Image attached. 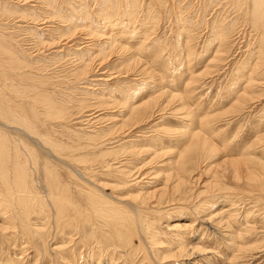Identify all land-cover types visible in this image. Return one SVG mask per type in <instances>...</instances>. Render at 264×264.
<instances>
[{
  "label": "rangeland",
  "instance_id": "rangeland-1",
  "mask_svg": "<svg viewBox=\"0 0 264 264\" xmlns=\"http://www.w3.org/2000/svg\"><path fill=\"white\" fill-rule=\"evenodd\" d=\"M54 1L92 35L57 40L69 24L42 0H0V67L10 47L23 62L1 92L36 111L51 141L10 128L33 148L23 190L41 229H0V264H264V31L246 22L252 0Z\"/></svg>",
  "mask_w": 264,
  "mask_h": 264
},
{
  "label": "bare ground",
  "instance_id": "bare-ground-1",
  "mask_svg": "<svg viewBox=\"0 0 264 264\" xmlns=\"http://www.w3.org/2000/svg\"><path fill=\"white\" fill-rule=\"evenodd\" d=\"M22 1H26V0H22ZM44 3V6H46L48 9H51L52 11L48 14H50L51 16H55L56 18H58L59 15H61L62 17V21H65L67 24V28L66 30H62L61 34H58L57 36V40L59 38H61L64 35H69V34H74L73 32L77 29H81L84 32H88L92 35V31H87V26H82L84 22V25L86 24V20H81V19H77L73 17L71 14V16L65 12L64 13H60L59 11L57 12V14H55L54 12H56L55 8V3L56 1L54 0H42ZM137 0H133V3H135ZM236 0H217L216 5L220 4H237L235 2ZM173 2V1H172ZM221 2V3H220ZM241 2V0H240ZM84 5L86 4L85 0L83 1ZM207 6H209L211 4V6L214 5L213 2H206ZM243 4V3H242ZM36 5V4H35ZM219 5V6H220ZM81 6V5H79ZM102 6V5H101ZM207 6H204V10L207 9ZM239 6V4H238ZM244 6V5H243ZM3 7V6H2ZM82 8L79 10H82L83 12V5L81 6ZM218 7V6H217ZM57 8V7H56ZM87 8H85L86 10ZM251 9V10H250ZM248 9V6L246 5V7L244 8V12L245 13V18H246V22H249L252 26H254V28H260L261 31H264V0H252L251 3V8ZM3 10V9H2ZM79 10H77V12H79ZM84 10V11H85ZM71 12V11H70ZM69 12V13H70ZM58 13H60L58 15ZM87 13V12H86ZM80 15L79 18H81V13H79ZM243 14V13H242ZM41 15V14H40ZM89 15V13H88ZM247 15H249L250 17H248ZM252 15V16H251ZM48 15H46L47 17ZM86 19L87 16L85 15ZM83 18V17H82ZM104 18V17H102ZM34 19H36L34 17ZM237 19V18H236ZM43 20V19H40ZM79 22V23H78ZM44 23V22H43ZM82 23V24H81ZM256 24V25H254ZM100 25V24H99ZM229 26V25H228ZM233 28V27H232ZM233 32H235V30H231V34H233ZM241 32V31H240ZM52 34V33H51ZM71 34V35H72ZM240 36V35H239ZM70 37V36H69ZM86 37V36H85ZM54 39V38H53ZM56 39V38H55ZM65 39V38H64ZM51 40V39H50ZM74 40V39H72ZM89 41V40H88ZM229 35L228 36H224V38H222L221 40V44L223 45L224 48H222V51L225 52V48L226 46H229L230 49L226 50L230 51L231 48L234 46L232 43L229 42ZM68 42V41H67ZM260 42V40H259ZM264 42V41H263ZM41 44L42 42H37V44ZM43 44V43H42ZM67 44V43H66ZM36 45V44H35ZM71 45V44H70ZM237 45V43H236ZM51 46V45H50ZM258 46V45H257ZM42 47V46H41ZM44 47V46H43ZM235 47V46H234ZM240 48V46H239ZM258 49V48H257ZM260 49V47H259ZM10 52L13 53L10 54L8 53L7 55V59H8V66H6L7 68H5L3 65L0 67V80L5 83L4 81H6L9 77H13L14 73L17 69L22 67V63L19 64V62L16 60H14L15 56L14 54L16 53V55L18 56V51L16 50V48L14 49V47H10ZM261 50V49H260ZM2 51V48H0V52ZM3 52V51H2ZM6 52V51H5ZM225 52V53H226ZM249 52V51H248ZM264 52V51H263ZM261 51V53H263ZM250 53V52H249ZM20 54V53H19ZM217 53L216 56L214 57L215 61H222L221 55ZM229 54V53H228ZM227 54V55H228ZM259 54V53H256ZM250 55V54H249ZM248 55V56H249ZM4 60V59H2ZM19 60V59H18ZM2 62V61H0ZM261 58H257V62L255 63V68H261L264 64V62H262ZM99 63V61H98ZM1 64V63H0ZM6 64V63H5ZM252 64V63H251ZM24 65V64H23ZM84 65H87V63H85ZM93 65V64H92ZM98 65V64H97ZM247 65V64H246ZM252 67V65H251ZM15 68L14 73H12V69ZM27 68V67H26ZM241 68V67H240ZM22 69V68H21ZM94 69V68H93ZM253 69V70H254ZM20 70V69H19ZM18 71V70H17ZM21 71L17 72L20 73ZM242 72V71H241ZM16 73V74H17ZM255 82V81H254ZM6 83H11L10 81L7 80ZM9 86V85H8ZM18 86V85H17ZM14 87V86H13ZM11 88V87H10ZM16 89V88H15ZM1 90H3L0 87V204L1 202L5 201L7 203H5V205H3V208H7L8 205V212L6 213L5 211H1V213H3L4 215V221L0 220V229L2 228H17L19 224H22V222L25 224H28V230L31 231L30 229H32L31 227H33V229L36 228V222L34 220V222H30V215L29 213H31V209L28 208L30 205H33L34 203L31 202V199L29 198V196H26V192L23 190L25 188L30 189L34 180H32V173L33 171H31L30 169H32L31 167H29V165H33L34 163V159L33 156H31V152H32V147H29L28 144H26V141L23 139V137H21V133H25V135L28 138H35L37 137L38 139L41 140L40 143H42V145L46 146L45 144L50 143V138H46V135H48V133H46L45 136H42L41 134H39V129L37 128L36 124H35V120H31L33 117H35V112L36 111H32L31 112V117H28L22 113H19V111L21 112V109H19L18 111V107H22L23 102L21 103V105L18 103L17 99H14L12 97L8 98L7 96H3ZM14 92V89H12ZM24 90V91H23ZM29 90V89H28ZM28 90L25 88H22V96L23 94L24 97H27L26 94L28 93ZM31 90V89H30ZM29 90V91H30ZM245 92V91H244ZM33 95V94H31ZM30 95V96H31ZM38 98V97H37ZM35 99V98H34ZM39 99V98H38ZM37 99V100H38ZM42 99V98H41ZM40 99V100H41ZM28 102H26V105L29 103L30 99H27ZM43 101H45V99H42ZM41 100V101H42ZM33 101V100H32ZM36 101V100H35ZM48 101V99L46 100ZM40 102V101H39ZM32 103V102H31ZM38 103V102H37ZM35 103V104H37ZM45 103V102H44ZM47 106H48V102ZM34 104V102H33ZM42 104V103H41ZM46 105V104H45ZM98 105V104H97ZM52 106V105H51ZM48 106V107H51ZM45 108V107H42ZM46 109V108H45ZM139 107H132L131 110L135 112H137V114H139L140 112L138 111ZM60 112L63 110V108L58 109ZM51 111H55L51 110ZM45 112V111H44ZM42 112V113H44ZM49 112L47 110V113L44 114L47 115ZM52 113V112H51ZM56 112H54L55 114ZM62 113V112H61ZM37 114V113H36ZM39 114V112H38ZM37 114V115H38ZM58 114V112H57ZM94 114V113H93ZM93 114H88V116H90V120L94 119L95 117L93 116ZM36 115V116H37ZM43 115V114H42ZM53 115V114H52ZM62 115V114H61ZM61 115H59L60 117H62ZM87 116V114H86ZM93 116V117H91ZM46 117V116H45ZM44 117V118H45ZM51 117V116H50ZM55 117V115H54ZM57 117V116H56ZM58 117V118H60ZM97 117V116H96ZM63 118V117H62ZM49 119V118H48ZM52 119V118H50ZM97 121V120H96ZM12 127H15V129L17 128V130L21 131L20 134L17 133V131H12L11 129ZM38 141V140H37ZM59 150V149H58ZM245 159V158H244ZM251 162V160H246V164ZM260 165H262V167H264V163H260ZM30 172H32L30 174ZM31 191V190H30ZM29 191V192H30ZM28 192V193H29ZM32 192V191H31ZM21 194V195H20ZM28 195V194H27ZM31 196V195H30ZM33 198V196H31ZM34 199L37 200V198L35 197ZM32 207V206H31ZM97 207V206H96ZM59 208V207H58ZM3 210V209H2ZM59 212V210H58ZM99 212V211H98ZM97 212V213H98ZM101 213V212H100ZM39 215V214H38ZM36 216V215H35ZM32 217V216H31ZM21 218V219H20ZM40 218V217H39ZM126 218V217H125ZM21 220V221H20ZM2 221V222H1ZM25 224V225H26ZM22 228V227H21ZM32 229V230H33ZM37 230H40L41 228H36ZM34 231V230H33ZM32 231V232H33ZM38 233V231H37ZM32 234V233H31ZM38 235H40L38 233ZM22 256V255H21Z\"/></svg>",
  "mask_w": 264,
  "mask_h": 264
}]
</instances>
